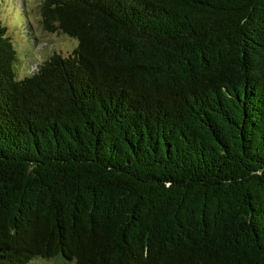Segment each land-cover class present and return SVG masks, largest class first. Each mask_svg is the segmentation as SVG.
<instances>
[{
    "label": "trees",
    "instance_id": "1",
    "mask_svg": "<svg viewBox=\"0 0 264 264\" xmlns=\"http://www.w3.org/2000/svg\"><path fill=\"white\" fill-rule=\"evenodd\" d=\"M77 40L19 78L0 21V264H264V0H43Z\"/></svg>",
    "mask_w": 264,
    "mask_h": 264
},
{
    "label": "rangeland",
    "instance_id": "2",
    "mask_svg": "<svg viewBox=\"0 0 264 264\" xmlns=\"http://www.w3.org/2000/svg\"><path fill=\"white\" fill-rule=\"evenodd\" d=\"M43 0H0V21L6 28L17 54L19 78L32 74L53 53L69 54L77 40L63 33L49 32L43 24L40 6ZM28 264H74L60 258H35Z\"/></svg>",
    "mask_w": 264,
    "mask_h": 264
}]
</instances>
